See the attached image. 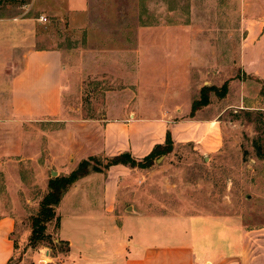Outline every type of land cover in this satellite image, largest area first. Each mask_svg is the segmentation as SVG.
<instances>
[{"label": "rangeland", "instance_id": "rangeland-1", "mask_svg": "<svg viewBox=\"0 0 264 264\" xmlns=\"http://www.w3.org/2000/svg\"><path fill=\"white\" fill-rule=\"evenodd\" d=\"M53 4L0 0V19H30V48L58 49L66 67L58 116L28 124L24 150L2 159L0 213L11 209L16 223L9 264H35L34 252L36 264H53L43 250L62 257L66 246L55 241V219L45 225L41 240L31 243L30 217L47 192L51 171L67 176L98 150L104 122L130 114L188 119V107L209 86L225 84L226 92L210 93L190 119L215 121L218 151L202 155L191 143L173 145L143 169L141 185L133 181L159 213L263 227L264 94L260 82L243 72L239 46L244 20L264 15V0H88L80 17L54 14L47 9ZM121 124L115 134L124 135ZM148 137L145 133L142 140ZM121 153L132 156L129 149ZM91 156L103 164L101 155ZM76 192L67 199L74 204L81 201Z\"/></svg>", "mask_w": 264, "mask_h": 264}, {"label": "crops", "instance_id": "crops-1", "mask_svg": "<svg viewBox=\"0 0 264 264\" xmlns=\"http://www.w3.org/2000/svg\"><path fill=\"white\" fill-rule=\"evenodd\" d=\"M51 1L54 4L47 9L60 16L80 17L88 7V0ZM243 31L240 65L264 90V15L244 20ZM33 39L30 19H0V51H3L0 53V167L4 157L18 155L26 147L28 124L57 117L60 112L66 75L62 53L58 49H31ZM180 118L130 114L108 120L100 126L98 150L88 156L111 157L129 149L131 157L139 160V155H147L154 145L163 143L168 127L173 145L191 143L202 155L218 151L220 138L213 128V119ZM119 123L123 134L129 137L127 144L124 135L113 131ZM192 129H197L196 133ZM144 131L149 137L142 140ZM142 171L114 165L73 182L55 208L58 218L55 241L63 242L67 251L59 258L43 250L44 258H48L44 261L53 264L55 261L60 264H264V226L243 228L233 225L232 221L228 225L217 216L159 213L155 204L142 194L144 188L136 185L142 184ZM113 174H120L115 181ZM75 191L81 193L76 194L81 201L74 204L68 200ZM64 205L69 207L60 216L58 213ZM15 230L12 210L2 211L0 264H6L14 254L11 236ZM33 257L36 264V252Z\"/></svg>", "mask_w": 264, "mask_h": 264}, {"label": "trees", "instance_id": "trees-1", "mask_svg": "<svg viewBox=\"0 0 264 264\" xmlns=\"http://www.w3.org/2000/svg\"><path fill=\"white\" fill-rule=\"evenodd\" d=\"M225 92V84L221 85L218 89L213 86L203 87L199 92V99L191 103L188 117L192 118L193 113L196 110L208 103V95L210 93L221 97ZM260 92L264 94L263 89ZM172 148L173 143L170 139L169 133L166 132L163 143L154 145L150 152L139 160L134 159L128 153H119L111 157L102 156L103 164H100L98 158L89 156L86 159L81 160L76 165L75 169L67 176L49 179L47 183V192L40 199L36 214L30 217L31 235L29 241L31 243H36L41 240L45 231V225L52 219H55L56 226L58 227V218L55 217L54 210L67 188L77 179L82 178L89 173L104 172L107 168L114 165H123L128 168L149 169L153 165L154 159L169 154L172 151ZM260 157L264 159V153H262ZM66 251L67 249L65 248L63 253ZM10 260L6 264H9Z\"/></svg>", "mask_w": 264, "mask_h": 264}, {"label": "water", "instance_id": "water-1", "mask_svg": "<svg viewBox=\"0 0 264 264\" xmlns=\"http://www.w3.org/2000/svg\"><path fill=\"white\" fill-rule=\"evenodd\" d=\"M50 176H51L52 178H54V177L56 176V173L53 172V171H51V172H50Z\"/></svg>", "mask_w": 264, "mask_h": 264}, {"label": "built area", "instance_id": "built-area-1", "mask_svg": "<svg viewBox=\"0 0 264 264\" xmlns=\"http://www.w3.org/2000/svg\"><path fill=\"white\" fill-rule=\"evenodd\" d=\"M39 20H40L41 22H44V21H45V19H44V18H40Z\"/></svg>", "mask_w": 264, "mask_h": 264}]
</instances>
